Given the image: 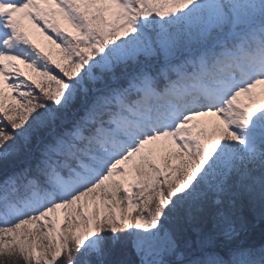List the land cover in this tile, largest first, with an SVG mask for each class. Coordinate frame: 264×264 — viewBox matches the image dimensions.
Listing matches in <instances>:
<instances>
[{
    "label": "snow or ice",
    "instance_id": "1",
    "mask_svg": "<svg viewBox=\"0 0 264 264\" xmlns=\"http://www.w3.org/2000/svg\"><path fill=\"white\" fill-rule=\"evenodd\" d=\"M264 0H0V264H264Z\"/></svg>",
    "mask_w": 264,
    "mask_h": 264
},
{
    "label": "trees",
    "instance_id": "2",
    "mask_svg": "<svg viewBox=\"0 0 264 264\" xmlns=\"http://www.w3.org/2000/svg\"><path fill=\"white\" fill-rule=\"evenodd\" d=\"M259 220H257V222L253 221L254 223V233H255V239L257 241H259L261 239L262 234H264V222H260L258 223Z\"/></svg>",
    "mask_w": 264,
    "mask_h": 264
},
{
    "label": "rangeland",
    "instance_id": "3",
    "mask_svg": "<svg viewBox=\"0 0 264 264\" xmlns=\"http://www.w3.org/2000/svg\"><path fill=\"white\" fill-rule=\"evenodd\" d=\"M257 220L261 221L259 217H257L254 221L257 222ZM262 222H264V221H262Z\"/></svg>",
    "mask_w": 264,
    "mask_h": 264
}]
</instances>
